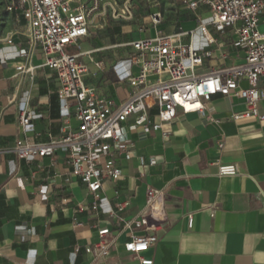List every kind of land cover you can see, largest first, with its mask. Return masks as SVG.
<instances>
[{
	"label": "crops",
	"instance_id": "0c3cea01",
	"mask_svg": "<svg viewBox=\"0 0 264 264\" xmlns=\"http://www.w3.org/2000/svg\"><path fill=\"white\" fill-rule=\"evenodd\" d=\"M182 1L156 2L131 15L123 8L107 10L113 1H103L88 33L68 48L85 65V81L101 100L117 105L134 91L126 82L139 69L127 44L134 39L183 33L184 41L210 51L200 74L244 61V50L233 44V29H216L207 5L187 9ZM200 25L213 42L203 41ZM258 28L264 32V10ZM22 49L25 57L19 55ZM43 63L21 12L13 11L0 29V264H140L124 243L147 232L157 237L143 253L152 264H264V119H234L231 114L245 108L243 100L220 94L206 103L209 117L178 110L165 136L133 128L130 117L122 126L130 158L117 157L120 178L103 181L95 199L71 173L63 150L28 158L14 151L19 139L43 143L77 126L72 110L66 113L62 106L55 72ZM19 64L33 69L17 70ZM258 89L264 114V77ZM24 109L32 113L27 126L19 120ZM149 117L158 121L156 107ZM217 163L235 164L237 173L220 176ZM42 185L45 193L38 190ZM149 188L162 191L153 217L146 204ZM94 201L98 208L91 210ZM79 204L86 208L79 211ZM139 214L158 226L123 227L121 219ZM99 228L114 239L105 256L84 249L98 241Z\"/></svg>",
	"mask_w": 264,
	"mask_h": 264
},
{
	"label": "built area",
	"instance_id": "2783aa9c",
	"mask_svg": "<svg viewBox=\"0 0 264 264\" xmlns=\"http://www.w3.org/2000/svg\"><path fill=\"white\" fill-rule=\"evenodd\" d=\"M104 0H17L7 9L20 11L27 23V37L36 44L44 56V65L56 74L57 93L66 113L69 109L77 120L75 128L67 127L56 140L43 143L16 141L14 151L19 158L51 155L61 149L66 153L71 173L76 175L86 190L95 199L103 181H116L121 176L117 157L130 158L128 145L123 136L122 126L132 118L131 126L145 132L158 131L165 136L175 119L177 111L197 112L202 117L206 113V103L216 94L237 96L245 108L233 112L234 119H264L259 112L261 94L258 83L264 77V32L258 28L259 17L264 10V0H183L187 9H195L205 4L210 10V22L219 30L233 29L236 34L234 46L244 50V61L237 65L224 66L200 74L204 57L210 51L202 52L192 41H184L183 33L162 34L154 37L134 39L127 43L134 50L130 57L139 67L138 72L126 78L134 88L130 96L120 104L111 100H101L95 88L85 81V65L79 61L78 54L68 48L88 33L91 18L99 11ZM131 15L130 7L122 9ZM159 17L158 14L153 16ZM204 42L211 43L213 38L204 25L198 27ZM193 36V31L189 33ZM12 43L11 39L6 40ZM25 57L27 52L20 50ZM224 56V55H223ZM20 71H32L33 67L19 64ZM244 81L246 86L240 83ZM185 104L189 106L186 107ZM157 109L158 121H151L149 110ZM31 111H20L19 120L23 126L30 124ZM152 163V162H151ZM237 167L232 163H217V174L234 175ZM40 193L47 186L39 187ZM162 191L149 188L146 191V204L154 216V208ZM78 210L86 207L78 205ZM91 210L98 204L94 201ZM123 227L155 229L158 224L151 221L147 214H139L130 219H121ZM192 217H188V226ZM114 242L107 228L98 229V241L86 245L85 251L96 250L105 256ZM154 233L133 234L124 243V249L134 254L140 264H152V259L143 253L156 244ZM79 246L75 247V251Z\"/></svg>",
	"mask_w": 264,
	"mask_h": 264
},
{
	"label": "rangeland",
	"instance_id": "374dc122",
	"mask_svg": "<svg viewBox=\"0 0 264 264\" xmlns=\"http://www.w3.org/2000/svg\"><path fill=\"white\" fill-rule=\"evenodd\" d=\"M12 1H17V0H0V29H4L10 22L11 20V14L13 11H9L7 9L8 5ZM112 2V7L106 6L107 10L113 11L114 9L117 12H120V8H124L125 6L130 7V11L133 13H138L141 10H147L153 3H158L159 5L164 3V0H111ZM203 67V70L206 68ZM202 69V68H201Z\"/></svg>",
	"mask_w": 264,
	"mask_h": 264
},
{
	"label": "bare ground",
	"instance_id": "6f19581e",
	"mask_svg": "<svg viewBox=\"0 0 264 264\" xmlns=\"http://www.w3.org/2000/svg\"><path fill=\"white\" fill-rule=\"evenodd\" d=\"M186 105V107H188L189 105L188 104H185Z\"/></svg>",
	"mask_w": 264,
	"mask_h": 264
}]
</instances>
